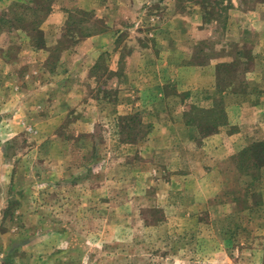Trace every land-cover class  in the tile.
<instances>
[{
	"label": "rangeland",
	"instance_id": "rangeland-1",
	"mask_svg": "<svg viewBox=\"0 0 264 264\" xmlns=\"http://www.w3.org/2000/svg\"><path fill=\"white\" fill-rule=\"evenodd\" d=\"M198 1L202 30L188 17L190 0L138 13L145 23L131 34L145 75L131 79L129 62L114 70L102 58L77 95L64 97L83 105L53 112L69 110L53 134L1 120L0 264H264V130L234 155L241 173L207 166L197 192L191 151L172 168L173 153L165 161L150 143L156 97L166 115L184 114L206 137L242 113L264 122V57L254 58L264 53V0ZM44 15L24 12L21 32L37 36ZM14 110L0 105V119ZM11 128H23L26 141Z\"/></svg>",
	"mask_w": 264,
	"mask_h": 264
},
{
	"label": "crops",
	"instance_id": "crops-1",
	"mask_svg": "<svg viewBox=\"0 0 264 264\" xmlns=\"http://www.w3.org/2000/svg\"><path fill=\"white\" fill-rule=\"evenodd\" d=\"M177 2L178 0H0V105L16 109L13 116H2L0 122L2 120L4 123L6 120L13 125L18 122L20 126L25 123L30 125V130L34 128L33 125H39L37 127L41 132L44 130L46 137L53 134L59 124L64 122L69 110L62 112L64 116L59 119H54L53 112L58 113L59 105H66L65 108L69 109L83 105L78 99L70 101L64 97L76 96L78 86L85 82V77L92 76L94 66L104 57L114 70L119 67L121 59L129 62V67L125 64L124 71H129L131 79L132 75H145L147 57L140 49H134L139 41L137 36L134 39L131 34L135 26L140 29L144 25L145 19L141 18V23L136 15L164 12L166 7L172 10ZM189 4L188 17L194 22L192 26L204 29L205 25L196 23L202 18L200 1L190 0ZM26 11L45 13L37 27V36L35 33L32 35L29 32H21V27L25 26L20 24L19 16L24 15ZM82 14L90 16L92 20L76 19L75 15ZM97 16L105 22L99 21L96 27ZM172 23L175 27L173 20ZM239 26L241 24L237 23V27ZM10 27L14 30L11 31ZM127 44L132 45L126 49ZM11 46L19 47L18 51L12 53ZM124 55L125 58H122ZM259 57H264V53L256 52L254 58ZM147 81L148 79L142 84V89L146 91L150 90ZM56 92L60 93L57 100ZM161 99L162 97H156L150 104L151 108L158 110L152 119L154 127L149 135L150 143L153 151H162L165 161L167 158L164 151L173 153L172 158H168L169 161L172 160V168H175L173 165L179 160L180 153L191 151L192 171L189 172L188 182L192 192H197L198 188L202 189L203 178L208 177L207 166L231 168L232 172L237 170L241 173L235 167L233 157L246 147L249 141L256 139L257 132L264 130V122L260 121V117H250L242 113L237 118L238 121L221 125L218 132L206 137L202 135L200 125L196 121L186 119L184 114L176 118L166 115L164 109L168 107L164 106V100ZM126 105V108H132L129 107L131 104ZM235 106L245 109L251 105L236 99ZM18 118H21L20 121ZM14 129L11 128L9 132L25 142L24 129L21 128L19 133L14 132ZM42 136L43 133L39 137ZM31 141L30 139L27 144ZM146 151H152L151 146L147 147Z\"/></svg>",
	"mask_w": 264,
	"mask_h": 264
},
{
	"label": "trees",
	"instance_id": "trees-1",
	"mask_svg": "<svg viewBox=\"0 0 264 264\" xmlns=\"http://www.w3.org/2000/svg\"><path fill=\"white\" fill-rule=\"evenodd\" d=\"M256 152H258V151H256ZM256 160H257L258 163L261 162V159H259V158H256Z\"/></svg>",
	"mask_w": 264,
	"mask_h": 264
}]
</instances>
